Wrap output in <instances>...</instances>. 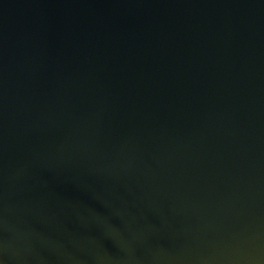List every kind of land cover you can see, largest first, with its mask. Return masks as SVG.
Masks as SVG:
<instances>
[{
	"label": "water",
	"instance_id": "95a60500",
	"mask_svg": "<svg viewBox=\"0 0 264 264\" xmlns=\"http://www.w3.org/2000/svg\"><path fill=\"white\" fill-rule=\"evenodd\" d=\"M0 264H264V0H0Z\"/></svg>",
	"mask_w": 264,
	"mask_h": 264
}]
</instances>
